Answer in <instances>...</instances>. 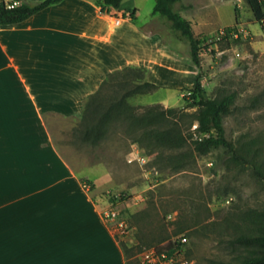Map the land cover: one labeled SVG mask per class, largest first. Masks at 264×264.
<instances>
[{
	"label": "crops",
	"instance_id": "0c3cea01",
	"mask_svg": "<svg viewBox=\"0 0 264 264\" xmlns=\"http://www.w3.org/2000/svg\"><path fill=\"white\" fill-rule=\"evenodd\" d=\"M178 5L189 13L196 35L234 25L217 27L210 0ZM155 15L141 22L136 0L111 12L101 11L97 0H62L0 25V264L7 262L8 240L15 256L23 252L31 264H126L103 218L96 182L62 153L46 116L80 118L86 97L110 71L128 64L148 67L147 79L160 85L152 93L163 86L192 87L198 70L190 54L169 43L177 40L166 39L164 27L150 26ZM142 95L132 101L150 104ZM162 100L156 101L171 105ZM83 177L95 182L93 189Z\"/></svg>",
	"mask_w": 264,
	"mask_h": 264
},
{
	"label": "rangeland",
	"instance_id": "374dc122",
	"mask_svg": "<svg viewBox=\"0 0 264 264\" xmlns=\"http://www.w3.org/2000/svg\"><path fill=\"white\" fill-rule=\"evenodd\" d=\"M136 1L140 21L145 22L154 14L156 0ZM188 1L191 0L178 2L176 9ZM210 5L217 16V27L238 21L241 34L229 40L220 38L218 29L205 35L208 46L201 53L202 89L210 97L235 94L232 109L225 117L226 137L237 143L256 141L261 148L258 160L264 173V31L247 0H210ZM181 13L189 18V13ZM127 15L131 16L130 12ZM153 22L167 30L166 39L177 40L169 43L179 48L182 55L190 54L189 43L178 39L163 18L156 14L150 26ZM191 93L186 88L163 86L156 93L142 95L140 100L152 103L163 99L171 103L169 106L180 112L179 123L192 141L197 106L191 104ZM79 119L53 113L46 116L62 153L80 175L96 182L102 207L113 204L120 209L130 232L119 239L131 247L132 259L139 261L146 247L186 236L188 264L237 260L239 250L231 239L240 233L258 232L264 216V179L251 164L235 162L224 148H216L206 154L194 153L182 168L168 167L163 156L171 150H149L146 144L134 140L139 133L129 132L126 123L113 124L103 140L91 144L82 141L76 132ZM189 149L186 145L172 151ZM133 151L146 155L147 163L129 162ZM106 165L113 172L108 182L104 177ZM156 169L160 171L158 175L154 173ZM6 264H31V258L23 252L15 256L14 242L8 240Z\"/></svg>",
	"mask_w": 264,
	"mask_h": 264
},
{
	"label": "trees",
	"instance_id": "16d2710c",
	"mask_svg": "<svg viewBox=\"0 0 264 264\" xmlns=\"http://www.w3.org/2000/svg\"><path fill=\"white\" fill-rule=\"evenodd\" d=\"M62 0H0V25L21 22L37 11L44 9ZM124 0H97L99 9L111 12L120 8ZM182 0H156L153 13L163 18L172 32L187 41L190 47V56L198 72L190 90L192 105L197 106L196 119L198 131L208 133L201 139H189L188 134L179 123L180 112L174 107H166L161 102L150 104H135V96L156 91L160 85L147 79L148 67L145 64H128L110 71L101 81L99 87L90 93L85 101L82 115L79 119L76 132L79 138L91 144L103 140L113 124L124 122L131 133H139L134 140L147 145L149 150L154 147L170 149L165 157L166 166L182 168L189 163L194 153L206 154L216 148H224L231 158L238 163H249L256 174L264 179L263 167L258 157L261 148L256 141L234 142L226 133L225 117L232 109L235 94L224 93L221 96H207L202 89L200 72L202 67L201 53L208 46L207 36L196 35L192 21L186 18L175 5ZM247 3L256 21L260 22L264 31V0H247ZM134 17V11H130ZM126 15V13H124ZM238 21L234 25L225 26L226 34L222 39H237L241 31ZM235 29L238 36L231 32ZM190 146L188 151L174 152L173 149ZM89 183V189L95 186L93 180H84ZM117 239L125 252L126 264H141V261L132 259L131 247L124 240ZM185 241L170 240L158 245L160 252L167 257L178 249L185 247ZM231 243L239 250L237 260H212L213 264H264V216L256 233H240L231 239ZM155 264H160L159 262Z\"/></svg>",
	"mask_w": 264,
	"mask_h": 264
},
{
	"label": "built area",
	"instance_id": "2783aa9c",
	"mask_svg": "<svg viewBox=\"0 0 264 264\" xmlns=\"http://www.w3.org/2000/svg\"><path fill=\"white\" fill-rule=\"evenodd\" d=\"M121 20V17L116 16L114 18L115 23H119ZM238 29L239 26H238ZM216 33H218V36L222 38L226 32L225 28L219 29ZM233 35L238 36L239 32L235 29L232 30L231 32ZM198 121L194 124L193 126V137L194 139H201L204 135H208V133H201L199 132L198 129ZM131 156L128 157L129 162H133L134 160H138L141 164H146L147 159L146 155L141 154L140 152H131ZM134 155V156H133ZM155 174H159L160 171L159 169H156L154 171ZM86 187L89 188L88 184H84ZM103 218L108 222L110 227L112 228L113 232L115 235L119 236H125L130 232V227L127 223V221L120 216V209H118L116 206L113 204H108L101 209ZM186 236L182 237V241H185ZM140 261L141 264H155L159 262L160 264H165L167 262H179L180 264H188L189 260L185 256V249L180 248L178 249L173 255L170 257H167V254L165 252H160L158 246H149L144 248L142 252L140 253Z\"/></svg>",
	"mask_w": 264,
	"mask_h": 264
}]
</instances>
